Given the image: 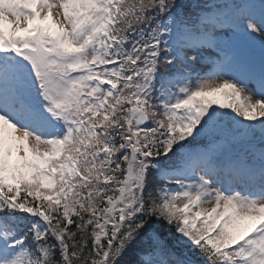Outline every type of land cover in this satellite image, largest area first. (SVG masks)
<instances>
[{"label":"snow or ice","instance_id":"1","mask_svg":"<svg viewBox=\"0 0 264 264\" xmlns=\"http://www.w3.org/2000/svg\"><path fill=\"white\" fill-rule=\"evenodd\" d=\"M0 264H264V0H0Z\"/></svg>","mask_w":264,"mask_h":264},{"label":"rangeland","instance_id":"2","mask_svg":"<svg viewBox=\"0 0 264 264\" xmlns=\"http://www.w3.org/2000/svg\"><path fill=\"white\" fill-rule=\"evenodd\" d=\"M209 207H210V205H209Z\"/></svg>","mask_w":264,"mask_h":264}]
</instances>
